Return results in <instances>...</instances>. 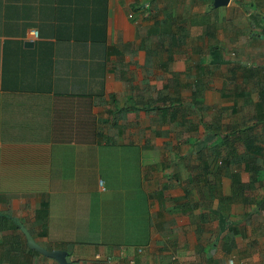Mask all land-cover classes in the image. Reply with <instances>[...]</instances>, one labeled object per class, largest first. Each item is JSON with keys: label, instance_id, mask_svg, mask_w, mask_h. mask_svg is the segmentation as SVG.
I'll use <instances>...</instances> for the list:
<instances>
[{"label": "crops", "instance_id": "1", "mask_svg": "<svg viewBox=\"0 0 264 264\" xmlns=\"http://www.w3.org/2000/svg\"><path fill=\"white\" fill-rule=\"evenodd\" d=\"M263 196L264 0H0V213L38 246L264 264Z\"/></svg>", "mask_w": 264, "mask_h": 264}, {"label": "trees", "instance_id": "2", "mask_svg": "<svg viewBox=\"0 0 264 264\" xmlns=\"http://www.w3.org/2000/svg\"><path fill=\"white\" fill-rule=\"evenodd\" d=\"M199 96H200V89L198 88L197 85H195V88L192 90V100L194 101L195 98H199ZM110 100L112 101V97H111ZM199 104L200 103H198V102L195 101V102H192V104H190V106L191 107H194L195 109H197V107L200 106ZM143 106L145 107V105H143ZM147 106H148V104H147ZM169 107L171 108L172 105L169 106ZM129 109H130L129 102H126L125 105H123L120 109H116V112H118V115H119V112L120 113H126ZM132 109L135 110L134 107ZM144 110H146V109L144 108ZM144 112H147V110L144 111ZM178 112H179V110H177V108H176V110H174L175 115ZM216 155H218V154L215 153V152L214 153L212 152V156L215 157ZM246 155L247 154H245L244 156H246ZM254 169L257 172V169L256 168H253L252 170H254ZM252 170H251V172H252ZM255 178H256L255 177V173L252 172V174H251L250 179L248 180V182L245 183V184H242V183H240L236 179V176H234V175L231 176V184H230V192H231L230 194H231V197L241 198V196L244 195L243 192L248 191V190H252L253 187H254V183L256 182V179ZM263 198H264V196L261 197V199H259V201H258V205L259 206L261 205ZM245 199L246 198H244V196H242V200L245 201ZM219 202L221 204V199H219ZM218 207H219V209H223V206L222 205H218ZM46 208H47L46 204L42 202L40 204V208L38 210H36V215H35L36 217L35 218H36V221L37 222L40 223L39 220H41V222H43L44 219L46 218ZM9 216L10 215H8V214H2V213H0V232H3V230H4L5 227H9V228L11 227V232L18 230L17 226L12 222V220H11V218ZM13 233L14 232H12V235H13ZM42 234H44V232H42ZM14 238H15V245H14V247L7 248L5 250V252H3V253L1 252L0 253V264H9V261L15 259V257H17L18 260L21 259L20 258V256H21V250H20V245H19L20 240L17 237H14ZM3 242H4V239L3 240L0 239V249H1V246L3 245ZM23 244H24V254L25 255L26 254L27 255H39L37 252H35L33 250L27 249L26 248V245H25V241H23ZM18 260H16V261H18Z\"/></svg>", "mask_w": 264, "mask_h": 264}, {"label": "rangeland", "instance_id": "3", "mask_svg": "<svg viewBox=\"0 0 264 264\" xmlns=\"http://www.w3.org/2000/svg\"><path fill=\"white\" fill-rule=\"evenodd\" d=\"M5 214H10L11 213L8 211V210H5ZM11 217L13 219L14 216L11 215ZM10 217V218H11ZM11 218L12 222L15 224V221H13V219ZM16 220V219H15ZM16 222L19 224V226H21L22 228H25V229H28L29 230V227L25 224H20L18 220H16ZM13 236L14 237H17L19 239H21L22 237V234H21V231H20V227L18 228V230L16 231H13ZM29 234V233H28ZM12 232L8 233V232H5L4 233V236H6V240L4 239V242H3V245L1 246V249H0V253L2 252H5V250L7 248H11V247H14L15 245V238H13L12 236ZM24 239V237H23ZM25 241V239H24ZM20 245V250H21V256H20V260L16 262V260H18L17 257H15V259L9 261V264H57L55 261H53L52 259H49V258H44L43 256H41L40 254L39 255H25L24 254V244H23V240L20 241L19 243ZM25 245H26V242H25ZM41 248H44V247H41ZM46 251H51L49 248L46 249V247L44 248ZM49 249V250H48ZM23 253V254H22Z\"/></svg>", "mask_w": 264, "mask_h": 264}, {"label": "water", "instance_id": "4", "mask_svg": "<svg viewBox=\"0 0 264 264\" xmlns=\"http://www.w3.org/2000/svg\"><path fill=\"white\" fill-rule=\"evenodd\" d=\"M212 2H213L214 7H221V6H225L228 0H212ZM20 231L25 239L27 249L37 252L44 258L52 259L57 264H70L69 258L65 251H61V250L46 251L44 248H41L40 246H38L32 240L28 232L21 226H20Z\"/></svg>", "mask_w": 264, "mask_h": 264}, {"label": "built area", "instance_id": "5", "mask_svg": "<svg viewBox=\"0 0 264 264\" xmlns=\"http://www.w3.org/2000/svg\"><path fill=\"white\" fill-rule=\"evenodd\" d=\"M29 34H30V36L32 37V38H35L36 37V31H34V30H31L30 32H29ZM138 253H140V251L138 250ZM94 259L96 260V261H102L103 263L102 264H108V258H106V259H100V257L99 256H94ZM171 260L173 261V264H186L185 262H183V261H181V260H178L177 259V257H172L171 258ZM99 262V263H100ZM133 261H130L129 260V264H133L132 263Z\"/></svg>", "mask_w": 264, "mask_h": 264}]
</instances>
